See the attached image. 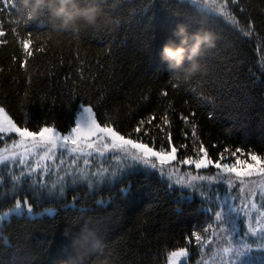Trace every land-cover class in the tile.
<instances>
[{"label": "trees", "instance_id": "16d2710c", "mask_svg": "<svg viewBox=\"0 0 264 264\" xmlns=\"http://www.w3.org/2000/svg\"><path fill=\"white\" fill-rule=\"evenodd\" d=\"M216 1L239 27L193 0H99L114 23L78 33L53 31L46 10L29 22L0 5V40L7 41L0 44V107L22 128L66 132L88 105L101 125L157 150L175 146L180 160L195 158L201 145L214 160L221 153L231 162L250 153L264 157V53L258 51L264 0ZM178 22L217 37L201 57L204 71L187 81L170 76L160 59ZM249 23L252 33L245 36L240 29ZM21 40H30L33 52L25 68ZM72 187H42L0 171V214L17 200L34 211L0 223V264H165L181 247L194 264L201 250L192 233L201 243L210 237L214 215L206 199L170 185L157 171Z\"/></svg>", "mask_w": 264, "mask_h": 264}, {"label": "snow or ice", "instance_id": "6c2138e0", "mask_svg": "<svg viewBox=\"0 0 264 264\" xmlns=\"http://www.w3.org/2000/svg\"><path fill=\"white\" fill-rule=\"evenodd\" d=\"M203 3L209 5L213 11H218L220 15L230 18L236 23V26L239 27V23L236 22L235 16H232L228 11L226 4H221L217 7L216 0H203ZM230 3L235 5L238 3V0H230ZM0 5L3 6V9L17 7L16 0H0ZM241 11H243V9ZM32 21L33 20H29V22ZM240 30L245 36L251 35V23L248 24L247 30L243 28ZM3 36H5V32L0 30V37ZM4 43H7V41L0 40V44ZM30 43V40H21L23 52L25 54V60L22 61L20 65L21 68L26 67L27 58L33 55L30 49ZM42 50V48L37 49V51ZM258 51L264 53V46L260 47ZM262 60H264V56H262ZM176 79L178 80L179 78ZM183 119L185 122L188 121L187 117H183ZM144 123V121H141L140 125L135 128V132L140 133ZM148 123H151V119H149ZM164 123L168 124L166 117ZM157 127H159V125H157ZM161 130L163 131V129ZM9 133H15L19 137V140L13 139L11 148L6 146L4 149H0V169L7 166L8 162H11L13 167L17 165L20 166L21 178L25 175L24 169L27 168V175L38 173L42 170L45 174L44 180H46L47 176L52 174V169L55 168L57 169V175H59L60 172H65L66 177L68 175H80L84 180L100 177L99 183L104 184L108 182L109 170L103 169V176H101L100 172H92L91 167L95 163V156H99L102 161L106 155H111L115 160L131 157L133 161H142L143 164H150L151 167L155 168L156 163L153 162L154 158L161 166V173H163L165 165L177 159V147L175 146L171 148L170 152L166 151L163 147H161L160 151H155L154 146H149L148 143L141 142L139 136L134 139L126 138L125 135H121L118 130H115L108 123L102 126L97 122L92 107H83L82 112L75 120V126L71 128V131L67 135H61V132L53 127H40L38 132L29 131L28 127H18L5 113L4 108L0 107V134H4L0 135V140L5 139L6 135ZM144 134L147 135L148 133L145 132ZM193 135H195V132H193ZM240 151L239 148L236 149V152ZM201 153H203V155H201ZM232 155L235 156V153H232ZM248 155L253 162H260L258 167L253 163L248 171L239 170L242 166L247 165V159L237 157L234 162H231L226 160L224 154L221 153L219 160H214L209 157L203 145L199 147L195 158L187 157L177 161V163L181 165H194L197 170L207 169L210 166L217 169V173L214 176L201 174L195 176L189 175L188 180L190 184L196 180H215L218 183H227L229 189H231L238 182L240 193L243 197L239 207L229 203V194H225L222 198H218L220 206L224 208L225 211L216 212L215 218L216 221H220L227 225L226 228H220V231L230 233L227 242L221 241V243H227L228 246L222 249L218 247V250L213 252V257L218 259L205 261L204 264H244L243 258L252 252L250 245L256 242L253 239L254 237H259L260 247L264 249V227H261V225L264 224V158L255 153H250ZM33 159L35 160L34 166L32 164ZM81 162L84 166L82 169L80 168ZM77 169L80 170L79 173ZM85 169H87V171H85ZM127 171L129 170H118V174L114 172L112 174V179L115 180L117 175H119V178H122L123 175L127 174ZM257 176L260 177L262 181L259 186L255 180L251 179ZM66 177H62L61 180ZM181 179L183 180V177ZM41 186H46L43 181L41 182ZM210 188L211 185H209V190ZM246 189L247 192L245 191ZM61 190L63 191V189ZM128 190V188H124L121 191L123 194H126ZM257 196L260 197L259 203H257L255 199H252L250 203L247 202L249 198H255ZM207 198L211 202V196L209 195ZM23 203L27 205V200ZM258 209L260 211L256 216L257 227L255 229L252 228L251 219H249L247 232L241 236L238 227L240 213L243 212L245 216L251 218L252 213ZM13 214L17 216H22L24 214V207L19 200L9 213L0 216V223L6 218H10ZM28 214H32L30 206L28 207ZM207 231L208 229H205V232ZM192 235L195 237L197 243L200 244L201 251H204V245L210 244L216 239L215 232L208 239H204L203 243H201L202 236L200 234L193 232ZM187 255L188 253L182 248L179 251L172 252L169 259L186 257ZM225 257H228V259H225ZM233 257H235V260H233Z\"/></svg>", "mask_w": 264, "mask_h": 264}, {"label": "rangeland", "instance_id": "374dc122", "mask_svg": "<svg viewBox=\"0 0 264 264\" xmlns=\"http://www.w3.org/2000/svg\"><path fill=\"white\" fill-rule=\"evenodd\" d=\"M193 1H196L199 4L213 10L209 5H205L203 3V0H193ZM221 4H224L223 1H216L217 7ZM214 12L219 13L218 11H214ZM83 107H90V106H88V105H81L80 106L78 112L75 115V119H74V123H73L72 127L75 126V120L78 118V116L82 112ZM5 113L7 114L6 111H5ZM9 118H10V116H9ZM18 127H20V126H18ZM43 127H51V126H43ZM71 128L66 132H61V135H67L71 131ZM29 131H31V130H29ZM38 131L39 130H37V132ZM0 135H4V134H0ZM126 138H129V137H126ZM13 139L19 140V137L15 133L7 134L5 139L0 140V149H4L6 146L11 148ZM171 148L169 150H166V151L170 152ZM154 150L160 151L157 149H154ZM201 155H203V153H201ZM176 158H177V156H176ZM262 158H264V157H262ZM243 159H247L248 163H247V165L242 166L239 169L241 171L250 170L253 163H255L257 167L260 164L259 161L253 162L249 158V156L246 158H243ZM94 160H95V163L92 165L91 171L92 172H100L101 176H103V174H104L103 169H108L109 170L108 171V182H113L117 179H120L119 175H117V178L115 180L112 179V174L114 172H117V174H118V170H124V169L129 170V171H127V174L123 175V177L127 176L128 174H130L132 172L138 171V170H154V171H157L158 174L160 176H162L167 182H169L170 185L176 186L179 189H182V190L189 192V195H193L194 193H196L200 198L206 199L205 201H207L208 204L205 206V208L208 210H213V215H214L213 225H211L209 236L211 237L213 235V233L215 232L216 239H214L210 244L204 245V251H201L199 259H197L194 264H204L205 261H213L214 259H218V258L213 257V252L217 251L218 247L220 249H222L223 247L228 246L227 243H221V241L227 242L229 239L230 233L220 231V228H226L227 225L221 223L220 221H216L215 213L218 211L219 212L225 211V209L220 206L219 199H218V198H222L225 194L230 195L229 203L234 204L236 207H239L241 205L243 197H242V194L240 193V186H239L238 182L231 189H229L227 183H225V182H219L218 183L215 180H213V181L196 180L190 184L189 180H188L189 175L195 176L197 174H201V175H212V176H214L217 173V169L210 166L207 169L197 170V169H195L194 165H181V164L177 163V161L180 160L178 158L175 161H171L168 165H165L163 173H161V166L159 165L158 161H155L154 158H153V162L156 163L155 168L151 167L150 164L149 165L143 164L142 161H133L131 159V157H124L120 160H115L112 158L111 155H106V157L103 159V161L101 160V158L99 156H95ZM32 164H33V166L35 165L34 159L32 161ZM83 167L84 166L81 162L80 168L82 169ZM2 169L5 170L6 172H9L10 174H17L18 176H22L20 166L17 165L16 167H13L11 162H8L7 166L3 167ZM2 169H0V171ZM79 171L80 170L77 169L78 173H79ZM85 171H87V169H85ZM56 172H57V169L53 168L52 174L47 176V179L44 180L45 174L42 172V170L38 173H33L31 175H27L28 169L25 168L24 169V173H25L24 176L30 177V183L31 184H38L41 186V182L43 181L44 184L46 186H48L49 188L74 189L75 187H72V186L81 185V184H87V185H89L90 188H92L93 186L96 187V186H99L101 184V183H99L100 177H93L91 180H84L81 178L80 175H76V176L68 175L66 177L65 172H60L59 175H57ZM62 177H66V178L61 180ZM182 177H183V180L181 179ZM251 179L255 180L257 182L258 186L262 182L261 178L258 176L253 177ZM209 185H211L210 190H209ZM245 191L247 192V189ZM209 195L211 196V202L207 198ZM252 199H255L257 201V203L260 202L259 196L255 197V198H249V200L247 202L250 203ZM15 204L12 207L2 211L0 216L4 215L6 213H9L10 210L15 207ZM21 204L24 207V213L29 215L28 214V207H29L28 202H27V205H25L23 202H21ZM44 210L51 211L53 209H44ZM259 211L260 210L258 209L255 212H253L251 218L248 216H245L243 212L240 213V218L238 220V227H239L241 236H243L247 232L249 219H251L252 228L255 229L257 227L256 216L258 215ZM33 213H34V211L32 210L31 215H33ZM38 213H40V212H38ZM31 215H29V216H31ZM233 215H235V214H233ZM261 227H264V224H262ZM253 239L256 242L250 245L252 248V252L248 256L243 258L244 264H253V263L254 264L255 263L263 264L264 263V249H262L260 247L259 237H254ZM182 248L185 249V251L188 253V255L186 257H176V258L169 259L170 254L172 252L179 251ZM188 256H189V251L185 247L177 248L175 250L170 251L167 254L165 264H192V263L188 262ZM225 259H228V257H225ZM233 260H235V257H233Z\"/></svg>", "mask_w": 264, "mask_h": 264}, {"label": "clouds", "instance_id": "9594fccd", "mask_svg": "<svg viewBox=\"0 0 264 264\" xmlns=\"http://www.w3.org/2000/svg\"><path fill=\"white\" fill-rule=\"evenodd\" d=\"M45 10L48 23L55 32L78 33L82 28L96 29L114 23L103 11L99 0H84L83 3L81 0H19L16 7V13L28 20L37 19ZM188 29L187 23L178 22L160 51L161 61L172 70L170 76L184 80L204 71L201 57L205 49L215 47L217 39L211 30L198 28L189 32Z\"/></svg>", "mask_w": 264, "mask_h": 264}]
</instances>
